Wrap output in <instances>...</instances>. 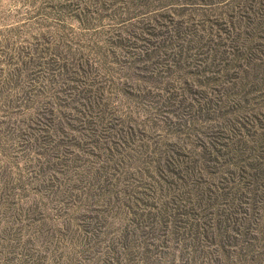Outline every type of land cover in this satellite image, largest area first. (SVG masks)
Here are the masks:
<instances>
[{"label":"rangeland","instance_id":"374dc122","mask_svg":"<svg viewBox=\"0 0 264 264\" xmlns=\"http://www.w3.org/2000/svg\"><path fill=\"white\" fill-rule=\"evenodd\" d=\"M0 264H264V0H0Z\"/></svg>","mask_w":264,"mask_h":264}]
</instances>
